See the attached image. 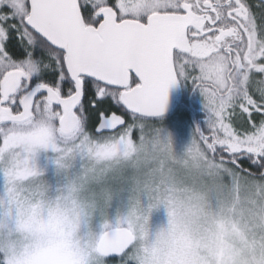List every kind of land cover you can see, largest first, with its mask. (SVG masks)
<instances>
[{
	"label": "snow or ice",
	"instance_id": "obj_1",
	"mask_svg": "<svg viewBox=\"0 0 264 264\" xmlns=\"http://www.w3.org/2000/svg\"><path fill=\"white\" fill-rule=\"evenodd\" d=\"M0 264H264V0H0Z\"/></svg>",
	"mask_w": 264,
	"mask_h": 264
},
{
	"label": "flooded vegetation",
	"instance_id": "obj_2",
	"mask_svg": "<svg viewBox=\"0 0 264 264\" xmlns=\"http://www.w3.org/2000/svg\"><path fill=\"white\" fill-rule=\"evenodd\" d=\"M174 104L181 97H191V111L188 116V120L182 130L186 136H190L193 129L196 127V124L202 119L203 113L201 111V99L199 94L194 92L190 87L185 85H178L172 90L170 94Z\"/></svg>",
	"mask_w": 264,
	"mask_h": 264
},
{
	"label": "rangeland",
	"instance_id": "obj_3",
	"mask_svg": "<svg viewBox=\"0 0 264 264\" xmlns=\"http://www.w3.org/2000/svg\"><path fill=\"white\" fill-rule=\"evenodd\" d=\"M171 103L174 104L173 101H171ZM181 134H184V133L181 132ZM181 141H182V143L187 142V140H185V137H181ZM182 143H177L176 144V147L178 149L182 148L183 147V144ZM149 220H150V224H151V226L153 228L159 227L166 220V216H165L164 211L161 209V210H158V211H152V212H150Z\"/></svg>",
	"mask_w": 264,
	"mask_h": 264
},
{
	"label": "trees",
	"instance_id": "obj_4",
	"mask_svg": "<svg viewBox=\"0 0 264 264\" xmlns=\"http://www.w3.org/2000/svg\"><path fill=\"white\" fill-rule=\"evenodd\" d=\"M181 137H185V140H188L190 138V136H186V135L184 136L182 134H181Z\"/></svg>",
	"mask_w": 264,
	"mask_h": 264
},
{
	"label": "water",
	"instance_id": "obj_5",
	"mask_svg": "<svg viewBox=\"0 0 264 264\" xmlns=\"http://www.w3.org/2000/svg\"><path fill=\"white\" fill-rule=\"evenodd\" d=\"M175 87H173L171 90H170V94L172 93V90H174ZM172 99L171 95H170V100ZM172 101V100H171Z\"/></svg>",
	"mask_w": 264,
	"mask_h": 264
},
{
	"label": "clouds",
	"instance_id": "obj_6",
	"mask_svg": "<svg viewBox=\"0 0 264 264\" xmlns=\"http://www.w3.org/2000/svg\"><path fill=\"white\" fill-rule=\"evenodd\" d=\"M177 195H178V197H179V196L182 195V194L178 193Z\"/></svg>",
	"mask_w": 264,
	"mask_h": 264
}]
</instances>
